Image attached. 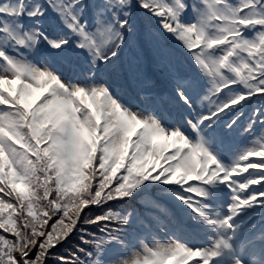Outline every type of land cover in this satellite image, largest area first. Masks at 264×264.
<instances>
[{
  "label": "snow or ice",
  "instance_id": "obj_1",
  "mask_svg": "<svg viewBox=\"0 0 264 264\" xmlns=\"http://www.w3.org/2000/svg\"><path fill=\"white\" fill-rule=\"evenodd\" d=\"M0 264H264V0H0Z\"/></svg>",
  "mask_w": 264,
  "mask_h": 264
}]
</instances>
